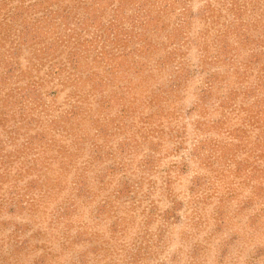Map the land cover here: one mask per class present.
I'll return each mask as SVG.
<instances>
[{"label": "rangeland", "instance_id": "374dc122", "mask_svg": "<svg viewBox=\"0 0 264 264\" xmlns=\"http://www.w3.org/2000/svg\"><path fill=\"white\" fill-rule=\"evenodd\" d=\"M80 259L264 264V0H0V264Z\"/></svg>", "mask_w": 264, "mask_h": 264}, {"label": "trees", "instance_id": "16d2710c", "mask_svg": "<svg viewBox=\"0 0 264 264\" xmlns=\"http://www.w3.org/2000/svg\"><path fill=\"white\" fill-rule=\"evenodd\" d=\"M115 229H117V227H116ZM80 260H81L80 264H84V261H83V259H80Z\"/></svg>", "mask_w": 264, "mask_h": 264}]
</instances>
